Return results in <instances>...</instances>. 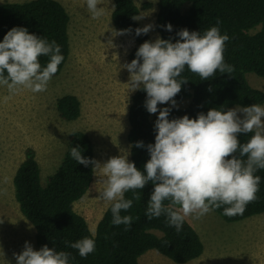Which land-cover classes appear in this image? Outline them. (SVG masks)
I'll use <instances>...</instances> for the list:
<instances>
[{"label": "trees", "instance_id": "trees-1", "mask_svg": "<svg viewBox=\"0 0 264 264\" xmlns=\"http://www.w3.org/2000/svg\"><path fill=\"white\" fill-rule=\"evenodd\" d=\"M111 20L116 30L131 35L136 45L129 53V62L136 59L139 46L145 41H153L149 32L136 35L142 25L134 19L140 9L134 0H112ZM155 29L159 38L179 39L181 29L196 31L217 26L220 33L227 34L225 63L235 71L231 76L216 72L214 77L201 80L199 75L185 67L180 79L187 82L174 97L176 102L189 100L184 108H172L169 119L184 115L196 118L201 112L207 114L211 108L231 109L252 104L264 106V91L253 88L247 75L254 73L264 79V0H157ZM172 25V31L166 25ZM70 16L65 7L56 0H31L23 3L0 4V42L13 27H24L30 34L56 41L61 47L64 59L53 77H58L70 55ZM42 67L47 57H40ZM142 62V61H141ZM211 87L212 91H209ZM147 93L141 88L132 97L128 113L130 130L128 141L131 145L130 162L144 171L150 159L147 148L135 147L142 141L145 146L155 143V121L158 116L150 114L145 101ZM160 104H158L159 106ZM56 107L61 119L75 121L81 115V103L73 95L57 99ZM252 134H240L241 143L247 142ZM79 146L82 156L95 160V148L91 138L82 131H74L68 136V148L58 169L41 181V168L33 149H27L25 159L13 178L14 196L21 215L35 230L36 245L40 249L45 244L57 251L69 252V264H139V259L151 250L158 252L176 264H187L200 258L204 245L197 231L185 219L182 230L177 233L168 226L166 217L149 220L146 215L147 202L153 191L151 182L137 190L140 199L133 200L132 207L121 212L134 218L129 230L125 225H113L111 205L107 208L93 233L84 217L74 211L73 204L81 200L89 191L95 171L94 164L87 167L78 164L70 155L72 147ZM146 174V173H145ZM261 177L257 199L246 206L242 215L228 217L223 208L213 210L228 223L239 222L264 213V170L255 173ZM133 192L125 193L126 199L133 198ZM167 203V202H165ZM157 233H160L157 234ZM84 237L95 241V251L86 258L78 250L66 245Z\"/></svg>", "mask_w": 264, "mask_h": 264}, {"label": "clouds", "instance_id": "clouds-1", "mask_svg": "<svg viewBox=\"0 0 264 264\" xmlns=\"http://www.w3.org/2000/svg\"><path fill=\"white\" fill-rule=\"evenodd\" d=\"M85 2L92 19L104 15V9L98 7L102 0ZM219 24L218 19L217 26L203 34L181 29L174 43L159 37L154 42L145 41L136 59L124 65L130 73L129 90L142 88L147 93V111L159 112L154 125L155 143L135 144L137 148L146 147L150 155L143 172L127 156L110 157L101 165L82 156L79 146L71 148L70 155L78 164H94L93 171L101 170L106 186L100 198L111 203L113 225L130 229L134 218L121 212L129 210L134 199H140L137 190L150 182L153 191L146 217L151 220L165 216L168 226L177 233L188 217L199 220L220 208L228 217L242 215L246 206L257 199L261 177L255 173L264 170V106H237L227 111L211 108L196 118L184 115L171 120L169 107L158 109V104L176 105L174 97L187 82L180 79L185 67L201 80L214 77L217 71L230 76L235 71L225 63L223 53L229 36L220 33ZM165 27L172 31L171 24ZM152 28L151 24L137 28L136 35L147 34ZM42 56L48 58L43 67L39 59ZM63 59L56 41L30 34L24 27L11 28L0 42V86L10 94L5 101L21 89L46 91ZM240 134L252 135L241 143ZM129 191L134 194L132 199L125 198ZM65 243L83 258L95 251V241L89 237ZM70 255L46 244L34 250L27 241L22 252L14 253L16 264H69Z\"/></svg>", "mask_w": 264, "mask_h": 264}, {"label": "rangeland", "instance_id": "rangeland-1", "mask_svg": "<svg viewBox=\"0 0 264 264\" xmlns=\"http://www.w3.org/2000/svg\"><path fill=\"white\" fill-rule=\"evenodd\" d=\"M28 1L0 0V4ZM56 1L70 16V55L62 73L52 77L46 91L21 89L7 101L5 97L10 94L0 86V264H16L14 253L22 252L26 241L39 250L35 230L21 215L14 196L13 178L27 149L36 153L42 183L62 163L68 136L74 131L91 138L99 164L120 155L130 161L128 113L137 90H129L130 73L124 65L130 63L129 53L136 42L128 33L115 29L112 0H102L98 5L104 9L98 19L91 18L85 0ZM134 1L140 9V25H153L149 34L154 42L159 37L155 29L157 0ZM247 80L253 88L264 91L263 78L249 73ZM65 95H73L81 103V115L75 121H65L58 114L57 99ZM188 104L189 100L176 102L174 107L160 104L158 109L184 108ZM155 115L159 112L152 118ZM103 180L101 170H95L89 191L73 204L93 233L111 205L100 198L106 186ZM186 220L204 245L202 256L187 264H264V213L234 223L224 221L214 211L199 220ZM139 264L176 263L151 250L139 259Z\"/></svg>", "mask_w": 264, "mask_h": 264}]
</instances>
